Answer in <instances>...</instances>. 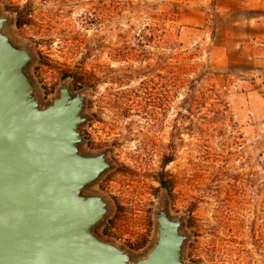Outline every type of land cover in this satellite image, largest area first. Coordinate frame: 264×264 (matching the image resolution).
<instances>
[{
    "label": "rangeland",
    "instance_id": "obj_1",
    "mask_svg": "<svg viewBox=\"0 0 264 264\" xmlns=\"http://www.w3.org/2000/svg\"><path fill=\"white\" fill-rule=\"evenodd\" d=\"M43 105L86 90L112 168L99 236L138 255L162 197L194 264H264V0H0ZM83 134V133H82ZM84 140V136H83ZM83 143V144H82Z\"/></svg>",
    "mask_w": 264,
    "mask_h": 264
},
{
    "label": "water",
    "instance_id": "obj_2",
    "mask_svg": "<svg viewBox=\"0 0 264 264\" xmlns=\"http://www.w3.org/2000/svg\"><path fill=\"white\" fill-rule=\"evenodd\" d=\"M0 10V264H194L183 216L164 196L152 243L135 255L95 227L112 211L90 185L112 168L107 150L86 152L85 93L70 86L43 105L27 67L35 56Z\"/></svg>",
    "mask_w": 264,
    "mask_h": 264
},
{
    "label": "flooded vegetation",
    "instance_id": "obj_3",
    "mask_svg": "<svg viewBox=\"0 0 264 264\" xmlns=\"http://www.w3.org/2000/svg\"><path fill=\"white\" fill-rule=\"evenodd\" d=\"M73 90V89H72ZM90 119H86L79 127V130L83 133L84 136V140L83 143L85 144V142L90 139L91 135H92V131H91V126L89 125ZM82 143V144H83ZM98 181L94 182L91 184V187H97L98 186ZM98 234L99 232L97 230H95ZM100 235V234H99Z\"/></svg>",
    "mask_w": 264,
    "mask_h": 264
}]
</instances>
